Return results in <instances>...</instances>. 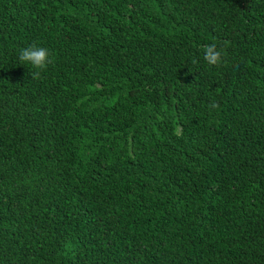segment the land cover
<instances>
[{
	"label": "trees",
	"instance_id": "16d2710c",
	"mask_svg": "<svg viewBox=\"0 0 264 264\" xmlns=\"http://www.w3.org/2000/svg\"><path fill=\"white\" fill-rule=\"evenodd\" d=\"M0 264H264V0H0Z\"/></svg>",
	"mask_w": 264,
	"mask_h": 264
},
{
	"label": "clouds",
	"instance_id": "9594fccd",
	"mask_svg": "<svg viewBox=\"0 0 264 264\" xmlns=\"http://www.w3.org/2000/svg\"><path fill=\"white\" fill-rule=\"evenodd\" d=\"M203 52V59L207 64L216 66L223 62L222 57L224 55V49L218 48L215 43L205 45ZM18 59L21 64L31 66V76L33 79H39L41 74L53 63V57L50 50L35 43L27 48L21 49ZM192 62L198 63L195 59ZM210 107L216 108L217 104L213 102Z\"/></svg>",
	"mask_w": 264,
	"mask_h": 264
}]
</instances>
